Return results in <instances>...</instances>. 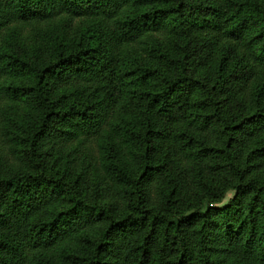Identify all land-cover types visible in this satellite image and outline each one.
I'll use <instances>...</instances> for the list:
<instances>
[{"label":"trees","instance_id":"obj_1","mask_svg":"<svg viewBox=\"0 0 264 264\" xmlns=\"http://www.w3.org/2000/svg\"><path fill=\"white\" fill-rule=\"evenodd\" d=\"M0 264H264V0H0Z\"/></svg>","mask_w":264,"mask_h":264},{"label":"rangeland","instance_id":"obj_2","mask_svg":"<svg viewBox=\"0 0 264 264\" xmlns=\"http://www.w3.org/2000/svg\"><path fill=\"white\" fill-rule=\"evenodd\" d=\"M30 28V27H29ZM28 28V29H29ZM27 29V30H28ZM26 30V32L28 33L29 31H27ZM31 31V30H30ZM29 34V33H28ZM89 148L90 147H93V146H91V145H89L88 146ZM83 154H85L84 152H83ZM86 156H89V155H87V154H85ZM167 157H169V162H168V166H167V170L169 171V173L171 174V175H174V174H178V173H180L181 172V166H182V164L180 163V161L178 160V158H175V157H171L170 155H168ZM231 197V193H229L227 196H226V199H225V201H224V203L225 202H227V200L229 199Z\"/></svg>","mask_w":264,"mask_h":264}]
</instances>
